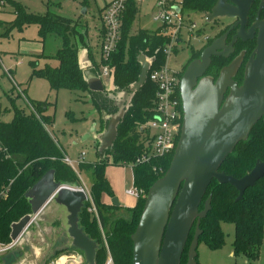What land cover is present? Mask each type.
<instances>
[{"label": "trees", "instance_id": "obj_1", "mask_svg": "<svg viewBox=\"0 0 264 264\" xmlns=\"http://www.w3.org/2000/svg\"><path fill=\"white\" fill-rule=\"evenodd\" d=\"M216 2L217 0H184V6L186 10L205 16L211 12ZM259 3L260 0L256 2V11ZM1 4L10 5L14 9L15 17L10 23L11 30L2 35L3 37H7L14 29L22 31L31 25H38L43 39L49 34H55L63 40V48L56 56L59 67L44 70L34 68L33 76L45 79L53 91L64 89L69 92L89 93L78 63L76 38L82 43L83 38L76 32L79 27L76 21L66 20L51 13L46 16L33 15L13 0H0ZM137 14V8L130 2L124 18L121 41L109 62L111 71H114L115 84L120 90H128L130 85L138 81L141 66L137 58L140 53L156 58L150 74L165 67L168 58L165 50L170 44V39L160 32L140 31L135 36H131V28ZM2 25L5 23L0 22V27ZM73 39L75 41L72 42ZM255 47L256 42H240L236 54L248 49V58ZM232 58L214 59L210 73L213 72L218 77L220 71L231 62ZM94 64L97 67L95 62ZM236 81L242 84L243 70ZM156 90L157 87L148 77L146 85L135 95L133 106L119 127L114 148L106 154V159L112 158L113 166L133 163L141 155L142 147L139 144L136 128L150 116ZM93 97L100 102L102 110L110 114L117 112L107 97L103 95H93ZM31 105L35 112L31 111L30 114L13 105V121L9 124L0 121V146L4 150L0 153V190H8L7 198L0 202V245L3 246L12 243L10 238L12 225L31 214V206L26 194L46 173L53 170L56 182L81 186L79 174L64 162L63 149L48 131V127L55 124V118L47 114L50 104L37 102ZM173 156L135 167L134 185L143 190L146 197L154 183L169 170ZM106 159L95 164L79 166V172L92 174L90 194L97 211V216L90 213L89 208L92 204L86 202L79 215V224L84 233L98 246L95 264H106L109 259L113 264H133L132 236L137 229L146 197L139 200L134 208L127 210L130 214L129 219L119 218L112 221V211L122 207L116 208L102 203L103 195L111 199L115 197L106 178V169L110 166ZM258 161L264 162L263 121L255 126L246 142L236 147L222 165L220 172L241 179L254 169ZM210 196H212V209L207 218L201 221L200 229L203 235L199 243L204 241L212 250L221 249L225 245V234L220 224L230 223L235 226L234 255H244L249 260H257L264 244V177L255 187L248 189L243 200L238 202L239 193L235 188L213 181L200 210L204 209V204ZM194 234L195 227L190 234L181 264H186L188 261V250Z\"/></svg>", "mask_w": 264, "mask_h": 264}, {"label": "water", "instance_id": "obj_2", "mask_svg": "<svg viewBox=\"0 0 264 264\" xmlns=\"http://www.w3.org/2000/svg\"><path fill=\"white\" fill-rule=\"evenodd\" d=\"M257 1L217 0L211 12L205 15L207 24L220 19L234 20L236 23L232 29L238 30L230 44L226 43L228 32L205 48L200 58L192 61L182 75L179 89L183 108L180 139L169 170L154 183L146 197L132 236L133 264H181L194 227L186 264H198L199 240L203 235L201 221L212 209V196L205 202L203 210L200 207L211 183L217 181L220 185L235 188L239 193L238 202L264 177V162L261 161L241 179L220 172L236 147L249 139L260 121L264 122V19L261 18L264 0H260L256 19L250 25V12ZM85 13L86 10L83 11ZM76 32L83 38V43L77 38L79 68L89 95L97 106L96 112L104 123L99 134L96 124L91 129L98 134L97 157L102 161L114 148L119 127L133 106L135 95L146 85L156 58L143 53L138 55L141 72L138 81L128 90H120L116 86L114 71L107 86L92 59L87 29L79 26ZM254 40L256 48L248 58L247 53L242 52L220 71L217 80L208 76L214 59L230 60L236 54L238 43ZM242 70L243 81L239 85L236 79ZM93 95L107 97L117 112L110 114L102 110ZM124 96L128 97L127 101ZM26 199L31 206V214L12 225V243L23 236L32 218H37L55 201L68 212V234L73 247L84 254L87 264H95L98 246L79 224V215L88 196L78 185L56 182L52 170L29 190ZM111 205L121 207L116 198L112 199Z\"/></svg>", "mask_w": 264, "mask_h": 264}, {"label": "rangeland", "instance_id": "obj_3", "mask_svg": "<svg viewBox=\"0 0 264 264\" xmlns=\"http://www.w3.org/2000/svg\"><path fill=\"white\" fill-rule=\"evenodd\" d=\"M13 1L23 6L30 14L36 16L57 14L86 28L92 59L100 66L101 14L106 5L113 0ZM180 1L184 26L187 28H183L177 36L172 29L162 31L164 37L171 34L173 38L175 36L174 39L180 41L179 44H169L166 47L170 52L166 67L173 73L179 72L183 75L192 58L197 59L200 56L208 38L216 32L207 24L203 14L186 10L184 0ZM153 4V0H150L139 6L141 14L138 13L133 22L131 36L140 31L156 33L161 29L162 25L154 22L156 14L155 10L153 11ZM13 13L14 9L10 5H0V22L5 23L0 27V121L7 124L13 121V105L30 114L29 104L48 102L49 115L55 118L54 126L48 127V131L57 143L59 142L65 154L76 163V169L81 175L79 188L85 186L90 192L92 174L79 172V166L98 162L97 136L103 131L104 123L100 120V114L96 112L97 106L89 93L69 92L64 89L53 91L45 79L33 76L34 68L44 70L59 67L56 56L63 48V40L55 34H49L43 39L38 25H31L22 31L14 29L7 37H3L2 35L11 30L10 23L15 19ZM192 24L196 25V29L190 38L188 27ZM124 97L126 100L122 98L127 101L128 97ZM94 124L98 134L91 131ZM81 156L83 157L80 160ZM106 160L110 163L106 169V178L112 187L114 198L122 207L112 211L111 219L112 221L119 218L129 219L130 214L127 210L143 199L137 200L127 194V190L134 186L135 168L130 165L113 166L111 157ZM111 201L110 197L102 196V203L105 205L112 206ZM92 214L97 216L95 212ZM68 216L64 207L55 201L51 202L42 214L32 218L31 225L17 242L2 246L0 264H59L62 260L64 264H80L81 260L82 264H87L84 254L73 247V241L68 234ZM220 226L225 234V245L219 250H212L201 241L198 248L199 264H264V244L257 260H249L244 255L235 256L233 249L235 226L225 222Z\"/></svg>", "mask_w": 264, "mask_h": 264}, {"label": "built area", "instance_id": "obj_4", "mask_svg": "<svg viewBox=\"0 0 264 264\" xmlns=\"http://www.w3.org/2000/svg\"><path fill=\"white\" fill-rule=\"evenodd\" d=\"M130 2L135 5L138 13L141 14V10H138L139 6L150 2V0H113L109 5H106L105 10H103L101 14V62L100 66H98V70L106 85H108L112 72L109 67V62L112 55L116 53L121 41L124 18ZM153 3V11L155 10L156 14L154 22L162 25L161 29L158 31L161 35H163L162 30L167 28L172 29L175 36H177L183 28H187L184 26L180 0H153ZM188 29L190 38H192V33H195L196 25L192 24ZM167 38L170 39V45H176L180 42L174 39L171 34ZM165 52L170 56L168 54L170 52L167 51V49ZM181 78L182 76L179 72L173 73L166 66L150 74L149 80L157 87V90L150 116L145 122L138 124L136 128V134L139 136V144L142 147V153L133 163L124 165H130L135 168L148 165L153 160L174 155L183 125V108L179 92ZM29 107L32 112H35L31 104H29ZM3 151L4 150L0 146V153ZM82 157L83 156L80 157V160ZM64 162L75 170L76 163L70 158L65 156ZM155 172H157L156 169ZM159 173L160 171H158L157 174ZM80 190L87 194V202H91L92 204L89 208V212L97 213L92 203L89 190H87L85 186L84 188L81 187ZM127 194L137 200L146 197L144 191L138 189L135 185L133 188L127 190ZM7 196L8 190H0V202L5 200ZM80 264H82V260ZM106 264H113V262L109 259Z\"/></svg>", "mask_w": 264, "mask_h": 264}, {"label": "flooded vegetation", "instance_id": "obj_5", "mask_svg": "<svg viewBox=\"0 0 264 264\" xmlns=\"http://www.w3.org/2000/svg\"><path fill=\"white\" fill-rule=\"evenodd\" d=\"M258 2V1H257ZM256 3L254 4V6H253V8H252V10H251V12H250V25L254 22V20L256 19V16H257V11H256ZM256 11V12H255ZM263 13V12H262ZM261 18H262V15H261ZM264 19V18H263ZM235 23H236V21H234V20H216V21H214L212 24H210V26H211V28H212V30H214V32H216L215 34L213 33V36L212 37H209L208 38V40H207V44H206V47L205 48H207V47H209L215 40H217V39H219V38H221V37H223L225 34H227L228 32V37H227V41H226V43H227V45L228 44H230V42L232 41V39H233V37L236 35V33H237V28H235V29H232L233 28V26L235 25ZM251 42H256L255 40L254 41H251ZM239 44V43H238ZM237 47H238V45L236 46V52H237ZM256 48V47H255ZM254 51V50H253ZM242 52H246L247 53V55H248V49H244V50H242L239 54H235L234 56H232L233 58H232V60H231V62L233 61V59H235L237 56H239ZM201 55V54H200ZM200 58V56L197 58V59H192V61H194V60H198ZM191 61V62H192ZM190 62V63H191ZM230 62V63H231ZM189 63V64H190ZM229 63V64H230ZM188 64V65H189ZM213 64H214V60H213ZM213 64H212V67H213ZM228 64V65H229ZM227 66V65H226ZM188 67V66H187ZM186 67V68H187ZM211 67V68H212ZM186 70V69H185ZM210 71H211V69H210ZM210 71H209V74H208V76H210V77H212V78H214L215 80H217V75H215L213 72H211L210 73ZM220 74V73H219ZM219 76V75H218ZM237 82V81H236ZM238 83V82H237ZM239 84V83H238ZM240 85V84H239ZM228 95V94H227ZM227 95H226V97H227Z\"/></svg>", "mask_w": 264, "mask_h": 264}, {"label": "crops", "instance_id": "obj_6", "mask_svg": "<svg viewBox=\"0 0 264 264\" xmlns=\"http://www.w3.org/2000/svg\"><path fill=\"white\" fill-rule=\"evenodd\" d=\"M13 21H14V20H13ZM101 34H102V32H101ZM95 63H96V62H95ZM96 65H97V63H96ZM97 67H98V65H97ZM98 69H99V68H98ZM9 97H11V96H9ZM6 111H7V110H6ZM1 113H2V111H1ZM47 114L49 115V111L47 112ZM92 128H93V126H92ZM54 139H55V138H54ZM55 140H56V139H55ZM56 142H57V140H56ZM58 143H59V142H58ZM64 154H65V152H64ZM65 156L68 157L66 154H65ZM68 158H69V157H68ZM96 162H97V161H95V162L92 163V164H95ZM75 171L78 172V170L76 169V166H75ZM79 175H80V174H79ZM80 178H81V175H80ZM105 197H106V196H105ZM135 206H136V205H135ZM135 206H134V207H135ZM47 207H48V206H47ZM47 207H46V208H47ZM134 207H133V208H134ZM46 208H45V209H46ZM45 209H44V211H45ZM131 209H132V208H131ZM44 211H43V212H44ZM43 212H42V213H43ZM42 213H41V214H42ZM62 259H63V258H62ZM59 264H64V261H63V260L60 261Z\"/></svg>", "mask_w": 264, "mask_h": 264}]
</instances>
